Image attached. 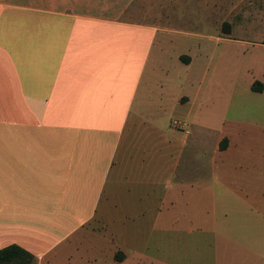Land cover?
<instances>
[{
	"label": "crops",
	"instance_id": "crops-1",
	"mask_svg": "<svg viewBox=\"0 0 264 264\" xmlns=\"http://www.w3.org/2000/svg\"><path fill=\"white\" fill-rule=\"evenodd\" d=\"M190 5L213 16L205 0ZM188 8L189 0H0V248L18 245L34 264H133L153 228L226 202L218 189L252 202L242 172L220 167L231 134L205 142L209 127L188 139L171 126L198 87L184 76L157 90L168 33L193 35L172 25L187 21ZM198 52L173 58L189 65Z\"/></svg>",
	"mask_w": 264,
	"mask_h": 264
},
{
	"label": "rangeland",
	"instance_id": "rangeland-1",
	"mask_svg": "<svg viewBox=\"0 0 264 264\" xmlns=\"http://www.w3.org/2000/svg\"><path fill=\"white\" fill-rule=\"evenodd\" d=\"M190 1L187 21L177 18L172 25L193 35L168 33L157 90L160 82L162 88H175L174 81L184 76L191 88L198 87V101L186 115L170 114L171 126L181 138L175 122L184 120L188 139L203 131L205 142L217 132L231 134L234 145L220 167L242 172L239 187L252 202H235L231 193L218 189L216 196L226 202L211 208L206 201L202 209H187L188 219L156 226L147 246L140 240L133 264H264V87L250 89L254 81L264 86V0H205L206 8L214 5L213 16L205 19ZM196 47L199 52L189 65L173 58L179 51L191 55ZM200 150L210 152L206 145ZM195 214L199 222L190 218Z\"/></svg>",
	"mask_w": 264,
	"mask_h": 264
},
{
	"label": "trees",
	"instance_id": "trees-1",
	"mask_svg": "<svg viewBox=\"0 0 264 264\" xmlns=\"http://www.w3.org/2000/svg\"><path fill=\"white\" fill-rule=\"evenodd\" d=\"M263 87L261 82L254 81L250 89L259 91ZM34 260V256L31 253L18 245L9 244L0 248V264H34Z\"/></svg>",
	"mask_w": 264,
	"mask_h": 264
},
{
	"label": "built area",
	"instance_id": "built-area-1",
	"mask_svg": "<svg viewBox=\"0 0 264 264\" xmlns=\"http://www.w3.org/2000/svg\"><path fill=\"white\" fill-rule=\"evenodd\" d=\"M175 124L177 125V128H180L182 130L183 133L187 134L188 130L185 128L186 123L184 120H180L178 122H175Z\"/></svg>",
	"mask_w": 264,
	"mask_h": 264
}]
</instances>
